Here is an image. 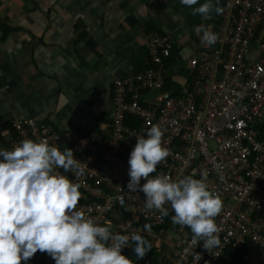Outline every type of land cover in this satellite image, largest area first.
I'll return each instance as SVG.
<instances>
[{
  "label": "built area",
  "instance_id": "built-area-1",
  "mask_svg": "<svg viewBox=\"0 0 264 264\" xmlns=\"http://www.w3.org/2000/svg\"><path fill=\"white\" fill-rule=\"evenodd\" d=\"M221 7L224 12L212 25L218 41L189 59L180 89L166 87L172 40L154 31L144 65L113 80L109 119L95 134L33 118L15 119L5 132L8 150L24 139L72 149L85 168L75 181L83 185L78 210L113 234L144 233L159 241L156 255L142 259L127 255L130 246L122 248L135 264H233L244 248L264 253V0H222ZM152 125L163 130L170 155L150 178H200L207 171L209 189L223 201L215 217L220 245L211 252L203 241L193 244L186 226L173 223L158 232L142 226V220L162 226L167 217L145 207L143 192L128 189L130 152ZM165 208L173 212L170 205ZM32 260L55 264L39 251Z\"/></svg>",
  "mask_w": 264,
  "mask_h": 264
},
{
  "label": "crops",
  "instance_id": "crops-1",
  "mask_svg": "<svg viewBox=\"0 0 264 264\" xmlns=\"http://www.w3.org/2000/svg\"><path fill=\"white\" fill-rule=\"evenodd\" d=\"M198 6L180 0H0V149L8 150L5 132L15 119L95 134L109 119L113 80L144 65L154 31L172 40L168 88L180 89L189 59L211 47L194 28L212 29L217 14L193 15ZM242 259L264 264V253L247 248Z\"/></svg>",
  "mask_w": 264,
  "mask_h": 264
},
{
  "label": "clouds",
  "instance_id": "clouds-1",
  "mask_svg": "<svg viewBox=\"0 0 264 264\" xmlns=\"http://www.w3.org/2000/svg\"><path fill=\"white\" fill-rule=\"evenodd\" d=\"M180 3L187 7L199 4L193 8V15L204 19H210L213 12H224L219 0ZM194 31L207 46L215 45L219 39L204 24L195 26ZM163 136L160 126L152 125L146 137L136 138L128 159V189L143 192L145 207L162 215L168 214L165 205H170L172 222L188 227L193 244L203 241L205 250L211 252L220 245L215 217L221 213L223 201L209 189L207 171L200 178H150L170 155ZM57 169L72 173L75 179ZM84 173L85 168L74 158L71 148L61 151L47 141L24 139L12 150L0 149V264L27 262L38 251L51 256L55 264H135L122 254V248L133 247L137 259L152 250L142 235L113 234L108 226L78 210L83 185L75 181ZM142 179L146 182L141 185Z\"/></svg>",
  "mask_w": 264,
  "mask_h": 264
},
{
  "label": "trees",
  "instance_id": "trees-1",
  "mask_svg": "<svg viewBox=\"0 0 264 264\" xmlns=\"http://www.w3.org/2000/svg\"><path fill=\"white\" fill-rule=\"evenodd\" d=\"M169 78L167 79V82H166V87L168 88L169 86ZM11 126V125H10ZM11 129V127H10ZM174 215V212H170L169 214H167V217H166V220H165V223L162 225V226H155L153 224H151L150 221H146V220H142L141 223H142V226L146 227V228H149V229H153L154 231H159L160 229H167L170 225L173 224L172 222V219L171 217ZM137 234H140L142 235L151 245H152V250L148 251L146 255H149V256H155L156 255V249H155V241H153V239L144 234V233H137ZM130 243H132L130 241ZM247 250V248H244L243 250L239 251L236 258H235V261L233 264H246L245 261H243L242 257H243V253L244 251ZM127 255L130 257V258H137L135 256V253L133 251V247H130V249L126 252ZM145 255V256H146ZM24 262V261H23ZM34 263V264H37L35 263L32 259L28 260L27 262H24V263Z\"/></svg>",
  "mask_w": 264,
  "mask_h": 264
},
{
  "label": "rangeland",
  "instance_id": "rangeland-1",
  "mask_svg": "<svg viewBox=\"0 0 264 264\" xmlns=\"http://www.w3.org/2000/svg\"><path fill=\"white\" fill-rule=\"evenodd\" d=\"M210 146H212V144L210 143ZM150 233L152 232L151 230L149 231ZM171 243H170V246H174V244H175V240L173 241L172 239H171ZM167 243H169L168 241H166ZM156 245H158L159 244V241H157L156 243H155Z\"/></svg>",
  "mask_w": 264,
  "mask_h": 264
}]
</instances>
